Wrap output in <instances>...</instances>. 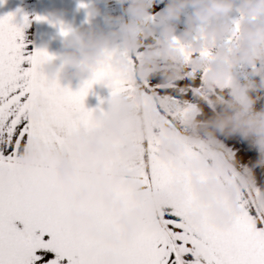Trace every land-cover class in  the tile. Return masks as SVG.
I'll list each match as a JSON object with an SVG mask.
<instances>
[{
    "label": "snow or ice",
    "instance_id": "6c2138e0",
    "mask_svg": "<svg viewBox=\"0 0 264 264\" xmlns=\"http://www.w3.org/2000/svg\"><path fill=\"white\" fill-rule=\"evenodd\" d=\"M243 19L236 18L237 30ZM28 23L26 15L22 23L16 13L0 16V264H264V164L253 167L255 149L239 137L223 139L219 151L203 140L176 137L179 154H162L168 128H182L195 111L209 107L204 73L190 63L197 53L180 45L185 74L165 84L158 75H136L141 50L115 49L72 91L42 71L53 56L27 50ZM97 83L111 89L107 111L85 107ZM118 98L131 102L133 115L119 136L101 137V158L87 154V143L69 145L73 135L91 142ZM29 148L79 154L87 174L69 193L47 155L40 165L25 167ZM219 156L237 162L233 177L245 166L254 173L235 210L226 198L205 201L197 191V181L214 178L208 166ZM214 204L228 210L225 222L211 213Z\"/></svg>",
    "mask_w": 264,
    "mask_h": 264
},
{
    "label": "clouds",
    "instance_id": "9594fccd",
    "mask_svg": "<svg viewBox=\"0 0 264 264\" xmlns=\"http://www.w3.org/2000/svg\"><path fill=\"white\" fill-rule=\"evenodd\" d=\"M119 3L127 5L125 10L131 18L126 21L122 17L117 18L118 27L106 34L67 31L65 47L68 51L59 67L71 70L74 77L91 75L106 53L123 44L131 54L143 49L142 59L135 68L139 78L151 79L158 75L165 84H169L185 74L187 63L180 45L187 46L197 53L190 63L196 71L204 73L203 84L211 94L209 108L212 115L206 116L203 109H198L182 128L169 127L171 139L162 145V154H179L181 143L176 137L192 143L206 141L211 151H219L217 145L223 139L239 137L257 152L253 167L264 164V0H166L155 20L162 29V37L144 30L146 18L152 16L157 0H119ZM82 5L88 15L98 13L94 5L83 3V0ZM188 7L192 12L186 19L183 32L177 37L175 22ZM234 12L244 17L238 30ZM206 50H212L210 56L198 54ZM47 64L56 68L54 58ZM242 64L249 68L243 81L234 75V69ZM132 115L131 102L127 98H118L112 105V116L105 121V128L95 132L91 142L73 135L68 143L70 146L87 143V154L101 158V137L106 134L119 136ZM128 151L125 147L124 152ZM44 155L50 157L49 165L69 193L74 190L76 181L87 174L81 167L87 162L81 160L79 154L70 157L50 148L25 151V167L40 165ZM236 163L219 156L208 166L214 178L207 184L196 183L204 200H208L212 193H218L230 202L233 210L237 208L239 192L254 183V173L252 168L245 166L238 176L233 177L231 173ZM217 174L220 179L215 178ZM157 199L162 201L164 197L161 194ZM210 211L219 222H225L229 217L228 210L219 204H214ZM136 215H141V210H137ZM122 223L131 228L127 219Z\"/></svg>",
    "mask_w": 264,
    "mask_h": 264
},
{
    "label": "crops",
    "instance_id": "0c3cea01",
    "mask_svg": "<svg viewBox=\"0 0 264 264\" xmlns=\"http://www.w3.org/2000/svg\"><path fill=\"white\" fill-rule=\"evenodd\" d=\"M83 3L94 5L98 13L90 16L82 7V0H4L0 3V16L8 13H16V22L22 23L23 16H27L29 23L23 29L24 40L27 50L35 52L37 50H46L54 57L56 68H50L48 64L42 66V71L49 78H58L63 87L77 91L83 83L90 78L89 74L74 77L71 70L60 68V63L64 53L68 51L65 47V35L62 34L61 28L66 31L81 30L95 31L97 33H109L118 27L117 18L127 20L123 11V5L119 0H83ZM166 0H157L155 6V17L146 18L145 31H152L154 36L162 37V29L155 23L156 15L165 7ZM192 9L188 7L184 10L181 18L176 21V35L179 37L186 27V19L191 14ZM44 19L37 20L36 17ZM233 18H238V13H233ZM148 45L146 44L145 47ZM118 51L127 50L123 44L117 47ZM143 56V49H141ZM59 69V70H57ZM249 72L247 65H240L234 69V75L243 81ZM111 89L103 83L94 84L85 98V107L88 109H102L107 111L110 107ZM264 102V101H262ZM259 107V105H257ZM206 116H211L210 108H204ZM250 153V157H254ZM219 195L212 193L208 200Z\"/></svg>",
    "mask_w": 264,
    "mask_h": 264
},
{
    "label": "trees",
    "instance_id": "16d2710c",
    "mask_svg": "<svg viewBox=\"0 0 264 264\" xmlns=\"http://www.w3.org/2000/svg\"><path fill=\"white\" fill-rule=\"evenodd\" d=\"M127 8V5H123V11H124V13L126 14V16H127V20L128 19H130V16L128 15V13L126 12V9Z\"/></svg>",
    "mask_w": 264,
    "mask_h": 264
},
{
    "label": "rangeland",
    "instance_id": "374dc122",
    "mask_svg": "<svg viewBox=\"0 0 264 264\" xmlns=\"http://www.w3.org/2000/svg\"><path fill=\"white\" fill-rule=\"evenodd\" d=\"M129 15V14H128ZM130 16V15H129ZM131 18V17H130Z\"/></svg>",
    "mask_w": 264,
    "mask_h": 264
}]
</instances>
